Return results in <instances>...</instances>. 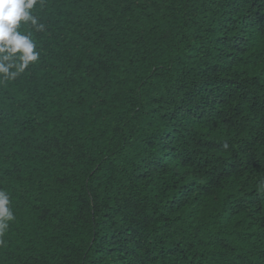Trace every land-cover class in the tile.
I'll return each instance as SVG.
<instances>
[{
  "label": "trees",
  "instance_id": "16d2710c",
  "mask_svg": "<svg viewBox=\"0 0 264 264\" xmlns=\"http://www.w3.org/2000/svg\"><path fill=\"white\" fill-rule=\"evenodd\" d=\"M0 80V264H264V0H37Z\"/></svg>",
  "mask_w": 264,
  "mask_h": 264
},
{
  "label": "clouds",
  "instance_id": "9594fccd",
  "mask_svg": "<svg viewBox=\"0 0 264 264\" xmlns=\"http://www.w3.org/2000/svg\"><path fill=\"white\" fill-rule=\"evenodd\" d=\"M37 0H0V80H14L40 59V52L29 35L21 33L22 23L30 22L37 31L44 25L38 23L32 10ZM10 197L0 190V235L15 220L10 207Z\"/></svg>",
  "mask_w": 264,
  "mask_h": 264
}]
</instances>
